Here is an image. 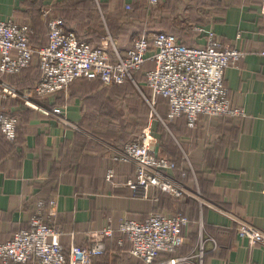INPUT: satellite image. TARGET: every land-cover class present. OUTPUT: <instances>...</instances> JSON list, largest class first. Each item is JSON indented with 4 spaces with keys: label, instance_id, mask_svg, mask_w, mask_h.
<instances>
[{
    "label": "crops",
    "instance_id": "0c3cea01",
    "mask_svg": "<svg viewBox=\"0 0 264 264\" xmlns=\"http://www.w3.org/2000/svg\"><path fill=\"white\" fill-rule=\"evenodd\" d=\"M106 7L110 21L123 5L144 0H94ZM202 18L200 33L189 43L200 45L212 30L224 45L246 52L236 66L225 70L224 83L238 116L199 114L194 126L184 116L165 120L168 106L158 102L151 90L146 126L151 130L154 153L181 159L190 172L168 174L184 185L175 198L153 188L148 197L137 196L128 181L135 178V163L116 159L123 148L117 127H111L109 101L141 86L135 81L114 86L86 76L53 96L34 97L31 102L16 97L4 103L6 113L18 117V139L9 140L0 131V243L30 225L39 201L63 234L60 242L87 246L92 235L123 220H145L152 212L181 213L189 223L181 230L180 252L195 254L200 233L205 236L202 261L190 264H264V245L251 246L238 233L243 223L264 228V14L261 0H188L183 6ZM105 12V13H106ZM64 16L67 24L91 45L109 40L118 49L121 36L109 27L103 31L92 0H0V19H12L33 30L31 44L48 43L46 21ZM182 15H176V18ZM106 33V34H105ZM111 37H115L111 39ZM34 63V61H33ZM2 82L25 91L40 79L38 64ZM119 88L115 92V88ZM135 89H134V88ZM116 88V89H117ZM60 108V113L55 109ZM182 117V118H181ZM155 122V123H154ZM173 159V158H172ZM112 170L113 176L108 177ZM54 201L52 205L51 202ZM214 238L215 242L210 238ZM120 238H118L119 240ZM123 240V239H122ZM107 252L94 264H142L130 254V243L107 241ZM188 253V254H187ZM17 264V263H9ZM30 264V263H29Z\"/></svg>",
    "mask_w": 264,
    "mask_h": 264
},
{
    "label": "built area",
    "instance_id": "2783aa9c",
    "mask_svg": "<svg viewBox=\"0 0 264 264\" xmlns=\"http://www.w3.org/2000/svg\"><path fill=\"white\" fill-rule=\"evenodd\" d=\"M159 2L148 0V5L157 7ZM261 3L264 14V0ZM48 26V44L36 48L31 44L33 30L30 26L0 19V78L20 73L35 59L41 70L40 80L25 91L0 79V131L9 140L16 139L19 120L5 112L4 103L8 99L20 97L31 102L36 96H53L84 76L98 78L105 85L122 84L127 79L134 81L133 74L148 61L153 62L154 67L146 71V85L154 98L161 95L167 99L170 121L185 114L188 125L194 126L199 114H244L242 109L232 105L224 74L227 68L236 66L246 52L224 45L212 30L200 45L187 44L164 31H153L135 38L132 47L121 52L114 44L110 50V39L92 47L67 29L60 17H49ZM155 103V100L150 101L151 106ZM54 111L60 113L61 109ZM150 136L148 128L137 140L126 143L116 156L120 161L135 163V178L128 181L129 187L141 197H148L153 188L175 198L183 196L184 185L168 174L176 168V163L154 153ZM112 176L110 170L108 177ZM188 223L189 218L181 213L156 211L143 221L123 220L116 229L107 225L92 235L90 245H71L67 249L60 242L61 227L53 221L52 213L46 212L45 202L39 201L29 227L0 243V264H94V259L105 251L106 238H112L115 230L126 236L130 253L144 264H190L194 257L201 262L206 242L202 232L195 254H177L184 244L181 230ZM238 233L251 246L264 245V228L243 223ZM210 240L215 242L212 237ZM117 242L122 244V238Z\"/></svg>",
    "mask_w": 264,
    "mask_h": 264
},
{
    "label": "trees",
    "instance_id": "16d2710c",
    "mask_svg": "<svg viewBox=\"0 0 264 264\" xmlns=\"http://www.w3.org/2000/svg\"><path fill=\"white\" fill-rule=\"evenodd\" d=\"M144 1L146 2L144 4L140 3L138 1L134 2V3H131L130 4L131 9L130 10H126L125 9L126 5H123V7L118 11V13H117V10L114 12V16H113L112 20L110 21L108 13L105 11L106 7H104L103 3L100 2L101 6L99 7V6H97L96 2L94 0H92L93 7H94L96 13L100 16V18H102L101 17V10H102V12L104 14L103 19H101V21H99V24L103 28V31L105 32V30H106V23L105 22H107V27H109L111 32L113 30L115 35H118V36H121V34H122L121 38L123 39V41H122L123 45L121 47L119 46V48H118L119 51L124 52V51L129 50L132 47V42H133V40L135 38H139V37H142V36H147L153 31H164V32H167V33H170V34H174V35L178 36L182 41H184L187 44H191V43H189V40H190L189 38L190 37H194L195 35L200 33V30H196L194 28V26H200V24H202V18H199V17L195 16L194 12L190 11V10L188 11V12H190L189 16L190 17H197L198 24H192L191 26L189 25L188 27H185V26L184 27H178V26L174 25L173 19L176 18V17L174 16V13L172 12V9H171L172 2L174 4V6L177 3H179V2L181 3V5L183 3H184V5H186L188 0H163V1L160 0L161 2H160L158 7H150V8H152V10L150 12H148V10H149L148 8L149 7L147 6V1L146 0H144ZM189 1L197 3L198 0H189ZM184 5H182V6H184ZM126 15L133 16L134 20L133 19L132 20H126L125 19V17H127ZM57 17H60L63 20L64 25H65V27L67 29L74 31L80 40L85 41V39L82 38L77 33V31L75 29L71 28L67 24L66 19H65L64 16H57ZM136 19L138 20L139 23L136 22ZM153 20L156 21V23H157V25L159 27H154ZM132 23L134 25L138 26L139 31L136 32L137 34L136 33H132V34L129 35L128 31H125L124 29L131 30L129 28V26ZM46 25H47L46 33H47V36H48V39H49V33L50 32H49L48 20L46 21ZM123 34H126V35H123ZM32 35L33 34H31V36ZM99 45H91V46L92 47H97ZM42 47H44V46H42ZM30 67H31V65L28 68L22 70L20 73L24 72L25 70L29 69ZM153 67H154V63L153 62H151V61L146 62V64L144 65V67L141 70H139V71H137V72H135L133 74L135 81L139 85H142V84L146 83V81H147L146 71L149 70V69H152ZM20 73H17V74H20ZM17 74H12V75H17ZM39 78H41V72H40V77ZM81 78H83V77H81ZM81 78H79V79H81ZM87 78H90V77H87ZM79 79H77V80H79ZM90 79L91 80H99L100 82H102L98 78H90ZM77 80H75V81H77ZM129 82H131V81L129 79H127L122 84H113V85H107V86H122V85H125V84L129 83ZM156 100H157L156 103L161 102V103H164L165 106L166 105L168 106L167 99L164 98L163 96L157 95L156 96ZM7 114L17 117L16 115L11 114L9 112H7ZM181 116H184L187 119L185 114H182ZM164 119L169 121L168 116H167V118H164ZM3 136H4V134H3ZM138 138H139V136H136V139H134V140H137ZM17 139H18V128H17V136H16L15 140H17ZM134 140L130 139V140L124 142L123 145H125L128 142L134 141ZM164 157H166L169 160L174 161L176 163V168H175L176 171H177L176 173H177V175H180L181 178H182L181 174H184V172L186 174H188L190 172L189 167L188 168L187 167H184V168L180 167V160L181 159H178L179 161H176L177 159H175L174 157H168L167 155H164ZM181 164H185V162L183 160H181ZM159 192L165 193V192L160 191V190H159ZM165 194H167V193H165ZM171 214H173V213H171ZM118 238H122L123 240H126V236L125 235H123L119 231L115 230L114 235H113L112 238H106V243H107L108 240L109 241L112 240V241H114L115 244H118V242H117ZM181 247L177 251L178 255H184L183 254L184 252L183 253L180 252ZM106 252H107V244H106L105 251L102 254H100L99 256H97L96 258L103 257ZM131 256H133V255L131 254ZM133 258L138 259L135 256H133ZM138 260H140V259H138ZM140 261L142 262V264H144L142 260H140Z\"/></svg>",
    "mask_w": 264,
    "mask_h": 264
},
{
    "label": "rangeland",
    "instance_id": "374dc122",
    "mask_svg": "<svg viewBox=\"0 0 264 264\" xmlns=\"http://www.w3.org/2000/svg\"><path fill=\"white\" fill-rule=\"evenodd\" d=\"M146 1H147V6L149 7L148 8L146 6L149 9L147 10L148 12H150L152 8H150V6L148 5V0ZM142 3L144 4L146 2L142 1ZM159 4L157 5V7L159 6ZM127 5L130 6V4L127 3L125 6V9L130 10L131 6L128 9ZM182 5H184V3ZM182 5L179 2L174 6L172 2L171 9H172V12L174 13V16L176 17V15L178 14L182 15V17L173 19L174 25L178 27H184V26L188 27L189 25L191 26L192 24H198L197 17H190L189 15L187 16L183 15V14H187V12L185 11ZM126 16H127L125 17L126 20H132V19L134 20L133 16L131 15H126ZM136 22L139 23L137 19H136ZM153 22H154L153 23L154 27H159L156 21L153 20ZM129 28L131 30L124 29L125 31H128L129 35L139 31L138 26L134 25L133 23L129 26ZM112 34H114L115 37L118 36V35H115L113 30H112ZM123 35H126V34H123ZM115 37H111L110 35L111 39H114ZM121 37H122V34H121ZM36 65H37V61L35 59L33 66H36ZM140 86L142 88L141 92L139 89L136 90L134 87L133 88L135 89V91H132V89L130 90L129 88H126L125 93H127L128 96L125 95L119 98L116 97L115 100L112 99L109 101L110 105L108 107V112H109L108 115L110 118L111 127L113 126L117 127L118 131L120 132L121 139H124V140H127L135 136H141L148 129L147 128L148 126H146V124L148 121L149 113L146 114L145 108H148V107L145 104L148 103L149 92L146 89L144 84ZM110 87L113 90L114 86H110ZM116 88H115V92L119 89V88L117 89Z\"/></svg>",
    "mask_w": 264,
    "mask_h": 264
}]
</instances>
